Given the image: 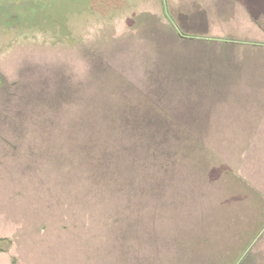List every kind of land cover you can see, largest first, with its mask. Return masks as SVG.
I'll list each match as a JSON object with an SVG mask.
<instances>
[{"label": "rangeland", "instance_id": "obj_1", "mask_svg": "<svg viewBox=\"0 0 264 264\" xmlns=\"http://www.w3.org/2000/svg\"><path fill=\"white\" fill-rule=\"evenodd\" d=\"M182 5L0 0V264H264V129L189 126L226 32Z\"/></svg>", "mask_w": 264, "mask_h": 264}, {"label": "crops", "instance_id": "obj_2", "mask_svg": "<svg viewBox=\"0 0 264 264\" xmlns=\"http://www.w3.org/2000/svg\"><path fill=\"white\" fill-rule=\"evenodd\" d=\"M187 1L181 11L184 33L200 34L204 27L219 33L224 27L226 32L189 37L201 42L197 59L188 61L198 87L190 103L206 106L197 111V122L212 116V123H219L189 126L264 129V0H200L199 8L191 9L199 12L194 20L184 10ZM169 11L173 13L172 6Z\"/></svg>", "mask_w": 264, "mask_h": 264}]
</instances>
